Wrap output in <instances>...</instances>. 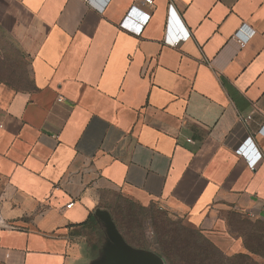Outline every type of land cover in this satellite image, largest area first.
<instances>
[{
    "label": "crops",
    "instance_id": "crops-1",
    "mask_svg": "<svg viewBox=\"0 0 264 264\" xmlns=\"http://www.w3.org/2000/svg\"><path fill=\"white\" fill-rule=\"evenodd\" d=\"M134 6L150 12L0 0L27 62L18 85L0 79V264H168L125 242L112 194L187 218L225 252L237 242L215 213L264 222V0H155L140 36L120 26Z\"/></svg>",
    "mask_w": 264,
    "mask_h": 264
},
{
    "label": "trees",
    "instance_id": "trees-1",
    "mask_svg": "<svg viewBox=\"0 0 264 264\" xmlns=\"http://www.w3.org/2000/svg\"><path fill=\"white\" fill-rule=\"evenodd\" d=\"M104 207L109 211L125 242L134 249L154 252L163 257L168 264H232L231 259H228L201 230L183 224L180 218L171 220L168 212H162L154 205L143 206L119 193L112 194L109 201L105 202ZM231 217L240 220L246 219V217L233 212ZM144 222L150 223L153 229L155 251L146 245ZM88 223L90 226L99 227L93 216L89 218ZM244 223L248 226L251 224L245 220ZM254 230L255 232L258 230L256 225H254ZM261 239L263 245L264 236ZM102 240L103 235L100 232L98 243L91 246V252L97 253ZM235 258L239 261H235L233 264H255L248 254H238Z\"/></svg>",
    "mask_w": 264,
    "mask_h": 264
},
{
    "label": "rangeland",
    "instance_id": "rangeland-1",
    "mask_svg": "<svg viewBox=\"0 0 264 264\" xmlns=\"http://www.w3.org/2000/svg\"><path fill=\"white\" fill-rule=\"evenodd\" d=\"M18 52L19 48L17 42L11 39L8 33L0 28V79L14 85H18V82H20L17 80V76H21V72L17 71V68L23 70V68L27 67V62L25 63L23 58L18 55ZM152 205L162 212H168L171 220H179L180 218L183 224H188L198 230H201L199 227L192 225L187 218L175 215V213L161 208L156 203H151L146 207H150ZM231 214L232 212L218 211L215 215H213L212 221L215 222L214 225L219 224L221 221L224 222L226 224L229 237L233 239V242H237L233 248H229L230 250H227L226 252L221 249L220 250L228 259H231L232 264L235 261H239L235 258L238 254H248L255 264H264V244L262 245L261 239V237L264 236V223L259 219L247 217L246 219L240 220L238 218L231 217ZM244 220L251 222L250 226L246 225ZM254 225L258 227L256 232L254 230ZM144 227L146 245H149L150 249L155 251L156 245L153 229L150 223L147 222H144ZM202 233L211 241L209 235L205 234L203 231Z\"/></svg>",
    "mask_w": 264,
    "mask_h": 264
},
{
    "label": "built area",
    "instance_id": "built-area-1",
    "mask_svg": "<svg viewBox=\"0 0 264 264\" xmlns=\"http://www.w3.org/2000/svg\"><path fill=\"white\" fill-rule=\"evenodd\" d=\"M155 0H142L143 6L151 12L154 6ZM145 11L138 6H134L128 12L127 16L121 23V28L127 30L135 35L140 36L144 30V28L149 24L151 19V13ZM170 13L173 15L175 13L173 5L170 7ZM254 31L248 28L247 26H243L241 30L235 35V39L241 48H245L249 40L254 36ZM189 38L186 36L184 39ZM181 43L180 39H177L173 42V47H178ZM261 134L264 135V127L260 131ZM190 142V141H189ZM73 204L69 205L68 208H71ZM5 227V222L0 216V229Z\"/></svg>",
    "mask_w": 264,
    "mask_h": 264
}]
</instances>
